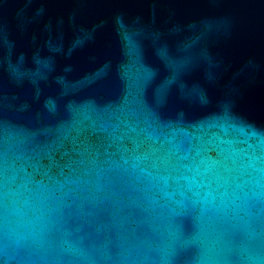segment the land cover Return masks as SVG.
<instances>
[{"label":"water","instance_id":"water-1","mask_svg":"<svg viewBox=\"0 0 264 264\" xmlns=\"http://www.w3.org/2000/svg\"><path fill=\"white\" fill-rule=\"evenodd\" d=\"M0 264H264V0H0Z\"/></svg>","mask_w":264,"mask_h":264}]
</instances>
